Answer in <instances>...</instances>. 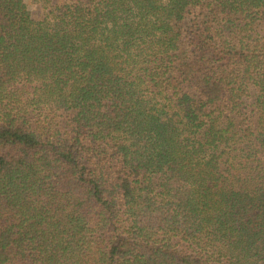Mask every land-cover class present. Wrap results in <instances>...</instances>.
Returning <instances> with one entry per match:
<instances>
[{
    "label": "trees",
    "instance_id": "trees-1",
    "mask_svg": "<svg viewBox=\"0 0 264 264\" xmlns=\"http://www.w3.org/2000/svg\"><path fill=\"white\" fill-rule=\"evenodd\" d=\"M0 0V264H264V0Z\"/></svg>",
    "mask_w": 264,
    "mask_h": 264
},
{
    "label": "rangeland",
    "instance_id": "rangeland-1",
    "mask_svg": "<svg viewBox=\"0 0 264 264\" xmlns=\"http://www.w3.org/2000/svg\"><path fill=\"white\" fill-rule=\"evenodd\" d=\"M25 1L29 5L30 9L36 14L37 17L42 15L43 9L40 0H25Z\"/></svg>",
    "mask_w": 264,
    "mask_h": 264
}]
</instances>
